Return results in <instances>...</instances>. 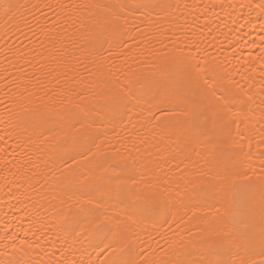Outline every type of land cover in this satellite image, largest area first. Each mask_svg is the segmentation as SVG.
<instances>
[{"label": "bare ground", "instance_id": "obj_1", "mask_svg": "<svg viewBox=\"0 0 264 264\" xmlns=\"http://www.w3.org/2000/svg\"><path fill=\"white\" fill-rule=\"evenodd\" d=\"M137 2L0 0V264H101L110 258L108 244L117 249L115 258L132 264H177L190 250L189 240L210 229L244 241L234 249L237 264H259L264 0H166L164 13L144 17L131 7ZM136 78L154 85L145 90L149 107L164 100L168 119L156 123L147 110L132 109L115 134L107 132L100 151L112 152L118 140L130 149V136L137 143L146 139L139 155L152 165L141 170V187L159 186L169 205L187 200L193 184L214 186L220 195L205 201L215 203L211 213L193 208L191 221L176 208L140 216L105 199L96 215H107L111 224L103 237H94L89 223L91 210L101 205L99 170L67 166L75 155L70 138L80 141L87 133L81 123L91 122L92 111L121 82ZM221 96L246 103L214 115ZM233 113H240L237 122L243 119L240 128L247 133L242 152L219 131ZM213 124L214 137L203 135ZM120 155L128 157L123 147ZM237 211L242 215L234 221ZM125 244L130 249L120 251ZM198 257L194 251L188 258Z\"/></svg>", "mask_w": 264, "mask_h": 264}, {"label": "snow or ice", "instance_id": "obj_2", "mask_svg": "<svg viewBox=\"0 0 264 264\" xmlns=\"http://www.w3.org/2000/svg\"><path fill=\"white\" fill-rule=\"evenodd\" d=\"M12 5H5L4 10L7 14L12 9ZM122 7H128L124 5ZM134 12H138L140 17L151 16L155 13H164L169 5L166 0H138L137 3L131 5ZM107 40L101 36L97 38V43L100 48H103V44ZM139 78L129 79L126 82H121L120 87L112 92L104 99L103 105L100 108L95 109L91 113V122L84 125L80 121L76 120V123H81V127H87L86 135L77 141L76 138H70L72 143V151L75 155L71 156L72 165H67L69 168L72 166L84 163L91 168L99 170V175L95 178L96 184L101 190L100 207H93L91 215L93 219L89 223V229L91 234L99 237L105 235V230L109 229L111 221L107 215L98 216L96 213L101 211L103 202L105 199L115 200L118 204H124L126 207H132L135 209V213L140 216L149 214H167L172 211L173 208L177 209V212L183 210L184 215L188 216V220L191 221L196 218L197 212L192 211L193 208H200L201 206L208 207L211 213L215 203L208 205L205 203L209 198L213 196H219L214 186H197L193 184L186 192L187 200L184 197L180 198L179 205H169L166 200L161 199L159 186L145 185L141 187L143 183V172L141 170L147 169L152 165V162L145 157H141V146L146 145V139H140L139 143L135 138L128 137L131 141V148H127L122 140H118L120 147H115L112 152H101V146L107 144L109 138L107 132L111 130L115 134V129L120 127L123 123L125 115L132 109H142L149 112V119L160 123L168 119V110L162 107L161 104L165 103L164 100H160L158 103H152L149 107L148 97L145 94V90H151L154 85L138 82ZM155 101V97L152 98ZM218 102H222V107L214 115H219L221 112L232 113L233 107L236 104L243 106L246 102L243 100L232 99L229 100L227 96H221L217 98ZM244 109L241 107V112ZM240 113H233V116L229 120H225L219 131L226 133L227 136L232 139L236 147L242 152L244 144L240 143L242 137L246 138L247 133L240 128V124L244 121L240 119L237 122L236 117ZM43 120L44 118L41 117ZM70 119L75 120V117ZM207 119V117H206ZM218 131L216 125L213 124L211 129L203 131L202 134L214 137ZM233 132L235 135L233 136ZM260 143L264 144V137H262ZM121 147L128 153V157L120 155ZM247 147L251 149V143L247 144ZM146 150V149H145ZM76 156L80 159L77 160ZM140 177V179H138ZM236 185L233 183V188ZM235 195V193H233ZM232 207H237L236 201L233 199L230 201ZM242 208V204L240 206ZM191 212V215L188 213ZM219 212V209H216ZM242 215L241 211L233 212L232 219L235 221ZM78 227V225H76ZM68 228H73L71 222L67 225ZM193 234L189 233L191 237ZM27 244V241H21V245ZM264 244V242H262ZM197 245L200 247L197 248ZM244 245V241L239 240L231 232L214 231L209 230L207 234L201 235L199 240H189V251L186 254L185 259L177 261V264H237L234 259V249H239ZM31 247V245H28ZM106 248L112 249L110 258L102 261L101 264H132L130 260H124L122 258H115L119 255L117 249L112 248L111 244L105 245ZM125 248L130 249V245H123L120 251ZM103 251V249H102ZM199 252L198 258H188L192 256V253ZM261 259L259 264H264V246L260 252ZM240 264H245L243 260ZM247 264H257L255 260H249Z\"/></svg>", "mask_w": 264, "mask_h": 264}]
</instances>
